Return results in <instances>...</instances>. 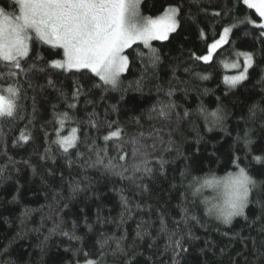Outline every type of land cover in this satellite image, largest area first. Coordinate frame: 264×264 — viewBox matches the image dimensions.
Segmentation results:
<instances>
[{"label": "trees", "instance_id": "16d2710c", "mask_svg": "<svg viewBox=\"0 0 264 264\" xmlns=\"http://www.w3.org/2000/svg\"><path fill=\"white\" fill-rule=\"evenodd\" d=\"M170 5L180 8L176 32L150 48L139 41L126 48L128 67L116 87L89 69L53 67L62 49L35 38L22 61L30 70L0 79L20 88L16 115L0 118V166L7 164L0 172V264H264L261 19L243 0H141L139 10L153 17ZM0 7L15 9L12 0ZM224 27L231 29L226 42L209 61L198 59ZM246 52L252 66L232 87L225 75L243 69L237 54ZM234 61L239 68L225 69ZM162 105L172 106L169 119L159 117ZM217 111L218 121L209 115ZM63 113L69 118L61 128ZM72 128L77 145L65 153L54 143L57 129L67 136ZM117 129L120 137L105 139ZM21 130L29 141H18ZM134 138L147 146L150 175L132 171ZM98 155L128 168L124 178L95 164ZM237 166L257 186L243 214L225 223L205 201L219 202L220 188L200 184ZM170 239H181L186 251Z\"/></svg>", "mask_w": 264, "mask_h": 264}, {"label": "snow or ice", "instance_id": "6c2138e0", "mask_svg": "<svg viewBox=\"0 0 264 264\" xmlns=\"http://www.w3.org/2000/svg\"><path fill=\"white\" fill-rule=\"evenodd\" d=\"M140 2L141 0H12L15 6L12 12L0 7V65L7 69L5 72H0V79H14L20 73L26 74L30 70L23 67L22 61L28 57L31 41L35 38L53 48L63 49V59L50 62L53 67L65 70L89 69L104 84L116 87L120 74L128 67V57L123 54L126 48L131 47L136 41H142L150 48V41L168 40L169 34L176 32L179 26L178 6L170 5L159 16L151 17L140 13ZM243 3L249 9H254L261 18L262 22L257 26L262 29L260 35L264 36V0H243ZM230 30L224 28L220 39L209 45L208 54L198 59L209 61L212 53L226 42ZM151 52L154 54V59L159 58L155 56L156 49H151ZM237 55L244 57L243 70L237 75L224 78L232 87L247 78L248 69L253 63L252 53ZM226 66L239 68L240 64L237 61ZM19 95L18 85H0V118H13L16 115ZM74 95H78V90ZM171 107V105H162L158 112L159 117L169 119ZM209 115L217 121L221 119L219 111ZM68 118V113L62 114L59 119L61 128ZM77 131L78 129L72 128L69 135L63 136L57 129V139L54 143L67 153L77 145ZM120 136L121 130L117 129L105 139ZM30 139V133L21 130L18 141L27 142ZM132 143L134 145L132 156L137 158L132 166L133 173L143 172L150 175L153 170L148 166L147 146L142 145L140 140L135 138ZM160 143H163L162 138ZM155 146V143L151 145L153 149ZM118 158L121 162L125 161L124 155ZM115 159V157L109 158L105 163L104 158L98 155L95 164L103 165L106 170L124 178L128 168L114 163ZM254 159L260 160V157ZM6 167L7 164L0 166V172ZM237 167V172L229 173L222 179L205 180L202 185V187L222 186L223 203L213 205L209 211H214L225 223H230L233 217L243 214L244 208L249 203V196L257 186V181L245 168ZM76 188H79L78 184ZM124 203L127 204L126 199ZM161 223V230L167 231L163 221ZM62 234L69 235L68 232ZM137 234L139 235V232ZM188 235L191 236V232ZM169 246L186 251L181 239H170ZM85 264H99V261L89 259Z\"/></svg>", "mask_w": 264, "mask_h": 264}, {"label": "rangeland", "instance_id": "374dc122", "mask_svg": "<svg viewBox=\"0 0 264 264\" xmlns=\"http://www.w3.org/2000/svg\"><path fill=\"white\" fill-rule=\"evenodd\" d=\"M140 11V10H139ZM141 13V12H140ZM163 13V12H162ZM162 13H160V14H162ZM159 14V15H160ZM159 15H157V16H159ZM153 17H156V16H153ZM261 19V18H260ZM262 21H260V23H261ZM224 28H226V27H224ZM224 28H223V30L221 31V34H220V36L217 38V39H215L214 41H216V40H219L220 39V37L223 35V31H224ZM228 28V27H227ZM228 35H229V33H228ZM227 38H228V36H227ZM214 41H212L210 44H212ZM139 42H142V41H139ZM143 43V42H142ZM209 44V45H210ZM223 44V43H222ZM221 44V45H222ZM209 47V46H208ZM62 51H63V49H62ZM124 55H126L125 53H123ZM208 54V50H207V52L205 53V54H203L202 56H205V55H207ZM213 54V53H212ZM63 59V57L62 58H60L59 60H62ZM55 60H58V59H55ZM243 60H244V57H243ZM234 62H237V61H234ZM233 62H226L225 64H224V67H225V69H234V68H232V67H230V66H226V65H231ZM242 68H243V66H242ZM243 70V69H242ZM241 70V71H242ZM240 71H238V72H235V73H232V74H230V73H228V74H226L225 76H234V75H237L238 73H239ZM70 134V133H69ZM68 134V135H69ZM237 172V171H236ZM230 173H235V172H233V171H231ZM229 174V173H228ZM227 174V175H228ZM224 177H226V176H223L222 178H224ZM222 178H217V179H222ZM209 180H211V179H209ZM204 184V182H202L201 184H200V186L202 187V185ZM206 188H207V190H209V191H215V187L216 186H212V187H207V186H205ZM214 187V188H213ZM219 188H220V190H218V199H219V202H217V203H214V204H212V201H213V198H206L205 199V201H206V203H208L209 204V207H210V209H212V205H219V204H222L223 203V199H224V194H223V189H222V186H218ZM212 204V205H211ZM214 212V211H213Z\"/></svg>", "mask_w": 264, "mask_h": 264}]
</instances>
